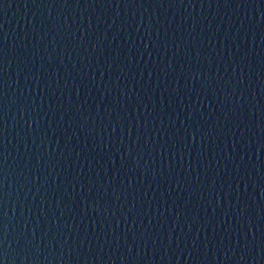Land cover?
Returning <instances> with one entry per match:
<instances>
[{"label":"water","instance_id":"95a60500","mask_svg":"<svg viewBox=\"0 0 264 264\" xmlns=\"http://www.w3.org/2000/svg\"><path fill=\"white\" fill-rule=\"evenodd\" d=\"M0 264H264V0H0Z\"/></svg>","mask_w":264,"mask_h":264}]
</instances>
